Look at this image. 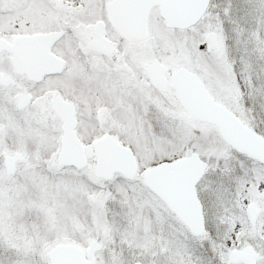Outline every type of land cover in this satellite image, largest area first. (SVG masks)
I'll list each match as a JSON object with an SVG mask.
<instances>
[{
  "label": "snow or ice",
  "instance_id": "6c2138e0",
  "mask_svg": "<svg viewBox=\"0 0 264 264\" xmlns=\"http://www.w3.org/2000/svg\"><path fill=\"white\" fill-rule=\"evenodd\" d=\"M0 264H264V0H0Z\"/></svg>",
  "mask_w": 264,
  "mask_h": 264
}]
</instances>
